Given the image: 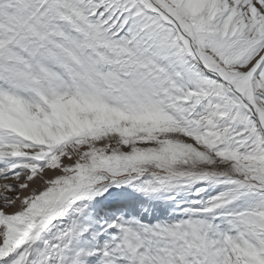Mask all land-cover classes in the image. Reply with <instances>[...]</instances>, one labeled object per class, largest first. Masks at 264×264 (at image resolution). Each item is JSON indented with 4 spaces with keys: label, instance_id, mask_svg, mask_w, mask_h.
<instances>
[{
    "label": "snow or ice",
    "instance_id": "snow-or-ice-1",
    "mask_svg": "<svg viewBox=\"0 0 264 264\" xmlns=\"http://www.w3.org/2000/svg\"><path fill=\"white\" fill-rule=\"evenodd\" d=\"M0 264H264V0H0Z\"/></svg>",
    "mask_w": 264,
    "mask_h": 264
}]
</instances>
